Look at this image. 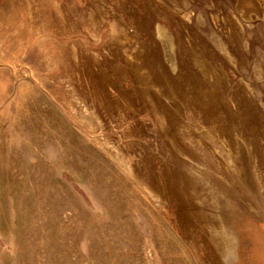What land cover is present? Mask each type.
<instances>
[{
	"label": "rangeland",
	"instance_id": "374dc122",
	"mask_svg": "<svg viewBox=\"0 0 264 264\" xmlns=\"http://www.w3.org/2000/svg\"><path fill=\"white\" fill-rule=\"evenodd\" d=\"M0 264H264V0H0Z\"/></svg>",
	"mask_w": 264,
	"mask_h": 264
}]
</instances>
